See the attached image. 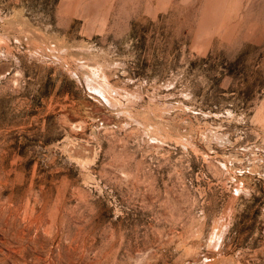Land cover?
<instances>
[{"label": "rangeland", "instance_id": "1", "mask_svg": "<svg viewBox=\"0 0 264 264\" xmlns=\"http://www.w3.org/2000/svg\"><path fill=\"white\" fill-rule=\"evenodd\" d=\"M0 264H264V0H0Z\"/></svg>", "mask_w": 264, "mask_h": 264}]
</instances>
